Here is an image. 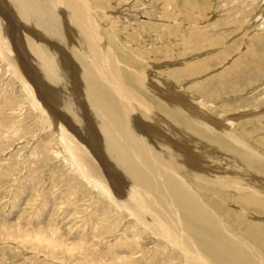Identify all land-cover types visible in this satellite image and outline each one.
<instances>
[{"label":"rangeland","instance_id":"1","mask_svg":"<svg viewBox=\"0 0 264 264\" xmlns=\"http://www.w3.org/2000/svg\"><path fill=\"white\" fill-rule=\"evenodd\" d=\"M0 4L1 10L5 5ZM83 9L92 20L88 24H93L87 31L94 39L98 36L105 50L100 55L96 51L93 75H110L103 67L110 64L119 75H128L126 84L135 98L129 75L153 82L166 101L140 91L150 108L148 113L143 109L148 119L139 114L138 120L159 127L170 142L165 146L161 140V149L173 147L188 162L190 170L175 165L176 173L232 234L264 230L262 206L238 199L247 193L240 191L242 184L229 189L205 176L216 171L222 176H254V158L247 155L254 149L264 158V0H84ZM15 14L22 20L18 23L26 21ZM0 17V264H186L182 252L152 230L146 220L150 215L130 211L117 196L120 191L108 172L115 173L116 184L130 176L117 168L122 166L117 157L104 151L99 123L90 117L97 138L86 127L88 139L72 119L63 122L61 106L41 80L30 79L33 72L25 70L12 46L19 52L25 46L30 66L50 77L83 75L85 61L76 59L77 52L89 55L93 48L70 46L61 37L60 18L49 31L29 17L30 23L20 27L22 39L13 41L7 18ZM35 33L43 36L35 41L43 59L27 45L25 36L33 38ZM50 44L60 47V58L52 57ZM70 80L65 77L71 89ZM96 149L112 169L104 168ZM71 150L76 152L73 158L67 154ZM205 157L219 160L220 167L206 171L210 167ZM257 169L264 173V166ZM194 170L206 180L198 181L190 173ZM155 211L150 210L162 221ZM258 244L264 253V242Z\"/></svg>","mask_w":264,"mask_h":264},{"label":"bare ground","instance_id":"2","mask_svg":"<svg viewBox=\"0 0 264 264\" xmlns=\"http://www.w3.org/2000/svg\"><path fill=\"white\" fill-rule=\"evenodd\" d=\"M83 1L84 0H57L58 4L56 3V0H0V2L5 5V7H2V11L0 10V14L7 18L6 20L7 24H9V28L6 30L13 41H15V39L18 41L22 39L20 35V27L23 26L26 21H30L29 17L31 19L33 18L31 21L37 23V26L41 25L42 28L49 31H53V26L55 25L53 20L61 23L58 20L60 18L63 22V25L61 26H64L62 27V33L60 31V34L62 35L61 37H63L65 41H68L70 46L79 47L80 45L86 49L93 48L91 50L92 54L88 53L89 55H86L87 53L83 54L77 52L76 59L80 62L85 61L83 63L84 70L81 69L83 75H60V78L59 75H51L50 77V75H46V71L42 68L38 71L37 67L30 66V62L27 61V59L31 57L30 55L26 57V48L24 51L25 46H21L22 42H19L20 46L23 48L20 49V52L18 51L19 49H17L19 47L13 44L12 48H16L15 53L18 56L17 59L19 62L24 64L27 72H29V69L33 72L32 75L29 74L30 79L36 77L41 80L45 85L48 94L53 98L55 103H58L61 106V111L59 112L62 113L63 110L64 115H62L65 117L63 122L68 123V120L72 119L73 121H71L76 124V127L84 129L85 135L88 139L90 138V134H86L87 129H89L90 133L96 137L94 131L95 128H91L88 122L92 123V120L95 125H97L96 123H99V127L102 131V137L100 138L104 140L106 146L104 151H106L107 155L109 157L111 156L113 159V156L117 157L118 160L122 162V166L119 165L117 168L124 172L125 177L128 176V173L130 176L129 181L126 179V182L122 178L123 182L119 181L120 184L117 183L122 187V189H119V186L114 182L116 177L115 173L113 171L108 172L113 187L120 191L117 196L119 197L120 195V197L123 198H121V201L126 203V206H129L130 211H133L134 213L139 211V214L144 211L147 215H150L147 216L146 220L149 224L151 223L152 230L157 234L161 232L162 234L160 235L162 238L169 240L170 243L175 245L187 259L186 264H264V253H260L261 249L257 246L259 245V242H264V236H261L264 234V230H258L259 228H257L251 231L250 229V231L248 230L245 233L247 236L232 234V231L229 230L226 223H224L220 217L218 218L214 215L216 214L214 211L208 210L206 205H204L205 203L200 200V197H196V194L192 192L190 185L176 173L173 168L175 165L181 168L184 167V169H189L188 162L185 161V159L183 162V160L177 156L178 154H176L173 147L167 146L165 151L161 149V140L165 142V146L170 142L166 139L167 137L160 133V129H158L159 127L156 129L146 123L139 122L140 120L138 119L141 118L139 114L144 118H147L143 114V109L147 112L148 108H150L145 96L142 95L141 92L145 91L147 94L154 93V95H156L161 101H166L163 94L156 91V85L151 81L149 82L147 78L143 79V75H129L132 85L134 84V94L137 96V98H135L130 95L131 93L126 84V77L128 75H119L118 69H115L114 67L112 68L110 64L103 66L105 72L110 75H93L92 66L95 68L93 61L95 62L99 59L96 51L100 55L101 53L103 54L105 50L102 49L104 46L98 39V36L94 39L92 36L94 33H91L90 35L88 32L90 31L87 28L90 26L88 23H92V20L88 16L89 14L86 9H83L84 11H82ZM47 7L52 10H49L48 12ZM14 12L19 14L22 19H25L26 21L21 24L18 23V21L22 20L20 17L15 16L16 14ZM10 15L14 18L12 19ZM67 26L73 27L72 31H70L71 29ZM83 26H85V29ZM90 27L89 29H91ZM25 38L29 42L27 45L31 52L34 53V51H37L39 54L36 56H40V58L43 59V54L40 51L41 47L39 48V45H36L37 41L43 40V36L35 33L33 38L31 36H25ZM50 45L53 50L51 51L52 57L55 56V59L60 58L62 53L60 47L56 45L53 46L54 44ZM106 53L108 54V51ZM107 54H104V56ZM86 58L88 61H86ZM106 59L109 60L108 58ZM68 62L66 63L68 64ZM61 68V71H63V67ZM65 77L69 80L72 78L70 80L73 81V83H71V89L66 87L67 83L65 84V82L67 81H65ZM57 78H59V80ZM135 83L137 84V87ZM166 96L171 98L168 94H166ZM34 99L37 101V98ZM134 105L139 109L135 111ZM89 108L91 113H89ZM80 111H82L81 113L83 116H80ZM184 111L186 113L188 112L187 109H184ZM257 111L259 112L258 109ZM257 111L256 113H258ZM93 113L95 114L94 116H92ZM60 116L61 114H57V117ZM236 116L237 115L229 117V120L232 121ZM90 117L91 120L89 121ZM86 127L87 129H85ZM196 152H199V150ZM75 153L76 152L73 154L71 150L68 151L67 154L69 157L73 158ZM95 154H97V156H102L100 159L103 161L104 168L110 170L111 167L107 168L109 165H107L108 162L106 161V158L104 157L105 154L102 150H97V153ZM247 156L248 158H254V162L251 166L249 165L256 173L254 176L241 175V177H239L240 175L237 176L235 174L222 176L215 170L220 167V161L207 157L205 158L210 168L206 169V171H212V169H214L216 174L205 176L213 177L219 186L229 189H231L230 187H233V185L236 186V184H242L240 186V191L245 190L244 192L247 193L244 194V197L239 195V201L250 206L255 205V207L257 204V208H259L260 205V207L262 206V209H264V177H261L264 173L257 169L259 165L264 166V158H261L258 151H255L254 149L249 152V155ZM211 160L212 163L210 164L209 162H211ZM164 171H168V174L166 173L167 175L165 176H163ZM190 173L191 175H194L198 181L199 179L201 181L206 180L204 173L202 172L199 173V171L194 170V173L191 171ZM258 173L260 176L257 175ZM116 174L118 175V173ZM152 208L157 209V212H155L161 216L162 221L150 212ZM248 238H250V240Z\"/></svg>","mask_w":264,"mask_h":264}]
</instances>
